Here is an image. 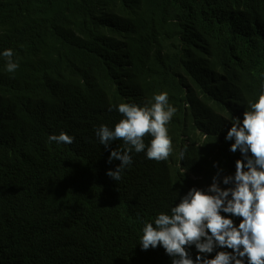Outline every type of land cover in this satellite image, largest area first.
Returning a JSON list of instances; mask_svg holds the SVG:
<instances>
[{"label":"trees","instance_id":"obj_1","mask_svg":"<svg viewBox=\"0 0 264 264\" xmlns=\"http://www.w3.org/2000/svg\"><path fill=\"white\" fill-rule=\"evenodd\" d=\"M7 49L19 67L1 54L0 264L166 262L142 250L143 227L164 189L180 190L194 129L243 118L264 90V0H0ZM159 91L185 155L144 162L138 197L102 208L85 138ZM61 132L74 142H49Z\"/></svg>","mask_w":264,"mask_h":264},{"label":"clouds","instance_id":"obj_2","mask_svg":"<svg viewBox=\"0 0 264 264\" xmlns=\"http://www.w3.org/2000/svg\"><path fill=\"white\" fill-rule=\"evenodd\" d=\"M1 54L7 71L15 72L12 50ZM249 108L243 118L194 129L198 152L177 163L180 190L164 189L160 208L142 230V250L161 247L162 264H264V90ZM118 112L122 116L95 126L84 141L104 174L102 208L138 197L133 172L144 162L170 166L185 155L167 92L159 91L145 106L120 103ZM48 140L72 144L74 137L61 132Z\"/></svg>","mask_w":264,"mask_h":264},{"label":"bare ground","instance_id":"obj_3","mask_svg":"<svg viewBox=\"0 0 264 264\" xmlns=\"http://www.w3.org/2000/svg\"><path fill=\"white\" fill-rule=\"evenodd\" d=\"M215 253H217V252H215Z\"/></svg>","mask_w":264,"mask_h":264}]
</instances>
